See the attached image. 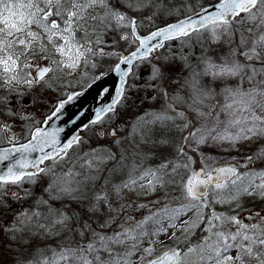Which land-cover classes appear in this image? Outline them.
Returning <instances> with one entry per match:
<instances>
[{
    "label": "snow or ice",
    "instance_id": "obj_1",
    "mask_svg": "<svg viewBox=\"0 0 264 264\" xmlns=\"http://www.w3.org/2000/svg\"><path fill=\"white\" fill-rule=\"evenodd\" d=\"M172 12L167 0H0V243L13 264H264V211H237L244 197L264 200V168L255 167L264 162V0H218L197 18L139 34L145 21ZM116 37L138 46L117 53ZM194 40L201 47L193 53ZM161 49L170 54L156 55ZM110 56L116 63L88 87L108 76L116 86L100 87L89 121L63 139L64 127L49 131L89 111L67 110L84 92L65 96L64 81ZM144 64L145 83L128 84L144 79ZM132 87L153 92L145 98L158 107L123 136L117 123L110 144L83 150L79 131L111 122ZM36 89L64 97L42 122L22 113ZM17 118L32 121L26 143L11 123ZM149 144L168 152L146 167ZM205 148L243 161L213 166ZM192 153L202 158L198 170ZM43 178V194L28 187ZM141 210L147 215H135Z\"/></svg>",
    "mask_w": 264,
    "mask_h": 264
},
{
    "label": "rangeland",
    "instance_id": "obj_2",
    "mask_svg": "<svg viewBox=\"0 0 264 264\" xmlns=\"http://www.w3.org/2000/svg\"><path fill=\"white\" fill-rule=\"evenodd\" d=\"M205 0H167L168 4L170 7L173 8V12L171 15H163V16H157L154 18V25L155 27L163 26L166 23H169L179 17H182L184 15H187L197 8V2H204ZM149 28V22L145 21L144 22V27L140 28L142 32L147 31ZM105 39L111 40L112 37H106ZM116 39L119 41L115 51L117 53H123L124 51L131 50L135 48L136 43L128 44L125 41L119 40V37H116ZM204 47H208L210 41L207 39V37L201 42ZM177 47H179L177 43ZM196 47L197 51L200 49L201 44H197L195 40L193 41V45L191 46V51L194 53V49ZM106 51H111V47H108L105 49ZM185 50H188V47L186 46ZM169 55L170 53L167 51V49H161L160 52H158L156 55ZM116 62V57L115 56H110V57H104V58H98L96 63V67L93 68L90 65L88 67L83 68L82 72H79L77 74H74L72 76H69L66 81H64L65 84L70 83V86L66 87L64 89V95L66 96L68 93L73 91L74 89H79L82 88L87 82H90L92 77L96 76L99 72L102 70L110 67L111 65ZM150 68L147 64H144L141 66L140 69H138V72H140L143 76L144 79L140 80L137 79L138 81H142L144 84L147 75L145 74L146 72L149 73ZM146 75V76H145ZM35 95H33V92H29L24 98L23 101H34L31 103H24L22 107V113H30L36 120L39 121L38 119L40 116H42L43 112H47L48 110L52 109V106L57 102L58 98H64L62 96L58 95V92L52 91V90H45V89H36ZM4 94V93H0ZM135 94H140V96L135 97L124 110L122 115H118V118L122 120V128L123 131H120L119 134L121 136L125 135L130 131V125L134 124L136 122V118L140 116L142 113H145L146 111H149L153 108L158 107L160 101L159 99L156 101H151L146 99L145 97L154 95L153 92L151 91H146L144 88L140 89V92L137 91ZM119 110V108H118ZM116 117L113 119L115 120ZM106 137L104 139L99 138L100 136L98 133L96 134L95 131H90L88 130L87 132H84L83 138L88 141L87 144L83 145V150H89L91 147H95L98 144H110L111 143V138ZM144 151L148 152L151 154V157L145 162V166H155L160 162V153H167L168 149L161 148L159 146H155L152 144H149L144 147ZM205 155L208 157H211V160L209 163H212L215 161V164L213 166H218L221 163L229 162V161H234L235 163H241L243 161V156L240 153H237L235 151L233 152H225L223 148H205ZM193 158L195 160V164L193 165L194 169H197L199 167H202L201 164V156L192 153ZM256 168H264V162H257L255 164ZM241 171H244V169L241 168ZM43 187H39V193L37 194H43ZM33 191V190H32ZM156 197H149L146 199H142L139 202L140 203H148L149 200L155 199ZM9 203H13L12 201H9ZM242 207L238 209L241 213V215L246 214L247 211L249 210H256L259 209L261 211H264V200L258 199V198H251V197H244L241 201ZM24 207H27V205H24ZM159 207V205H157ZM213 209L217 213H225L228 215H236V211H233L232 208L233 206L231 205H221V204H214L212 205ZM17 209L19 210V206H17ZM14 213H9L4 216V219L6 220H11L12 216ZM138 217L141 215H147L146 210H141L140 213H136ZM198 230V229H197ZM196 236V235H194ZM192 236V238L194 237ZM199 237V236H198ZM198 239V238H197ZM54 243V242H52ZM168 243H171V241H168ZM2 247V243H0V248Z\"/></svg>",
    "mask_w": 264,
    "mask_h": 264
},
{
    "label": "water",
    "instance_id": "obj_3",
    "mask_svg": "<svg viewBox=\"0 0 264 264\" xmlns=\"http://www.w3.org/2000/svg\"><path fill=\"white\" fill-rule=\"evenodd\" d=\"M212 5H214V4H212ZM209 6H210V5H209ZM209 6H206V7H209ZM206 7H204V8H206ZM200 10H201V9H200ZM200 10L197 11V12H195V13H193V14H191V15H189V16H192L193 18H197V17H196V14H197L198 12H200ZM187 17H188V16L183 17V18H181V19H185V18H187ZM175 22H176V21H174V22H172V23H175ZM161 27H163V26H161ZM154 30H155V29H154ZM139 34H140V33H139ZM140 35H141V36H144V35H142V34H140ZM146 35H147V34H146ZM133 50H134V49H133ZM131 51H132V50H131ZM122 54H127V52H124V53H122ZM109 69H110V68H108V69H106V70H104V71H102V72H108ZM100 73H101V72H100ZM100 73H98L97 75H99ZM88 85H89V84H88ZM88 85H87L86 87H84L83 89H79V90H75V91L71 92V93H74V92H84V95H83L82 97L79 98V100H78L77 103L66 106V107H67V110H68L70 113H76L77 111L80 110L81 107L88 108L89 111L85 114V116H84L80 121H78L77 125H72V126H66V125H63L62 121H56L55 123L52 124L51 128L48 129L49 131H51L52 129L57 128V127H64L65 130L59 134L60 137H61L62 139L65 138V137L71 136L73 133L77 132L78 129H79V125L87 123V122L89 121V119L92 117L93 113H92L91 109H92L93 107H98V106H100V105H98V104L96 103V100H95V97L97 96V93H98L100 87H109L110 89H114L115 86H116V78H115V77H112V76H108V77H105L104 80H102V81H100V82H97L96 84H93L91 88H89ZM111 95H114V93H110V96H111ZM110 96H106V97L104 98V99H105V102H108V101H109ZM117 123L120 124V121L117 120L116 124H117ZM120 125H121V124H120ZM112 128H114V127H112ZM112 128H111V129H112ZM111 129H110V130H111ZM81 132H82V131H79V135H81ZM17 134L21 136L22 133H21V131H17ZM26 142H27V141H26ZM26 142H24V143H26ZM6 146H8V145H6ZM33 155H34V156H35V155H38V153H34ZM231 163L236 164L235 162H231ZM225 164H226V163H223V164H221V165H219V166H222V165H225ZM2 167H3V166L0 165V168H2ZM197 170H198V169H197Z\"/></svg>",
    "mask_w": 264,
    "mask_h": 264
},
{
    "label": "flooded vegetation",
    "instance_id": "obj_4",
    "mask_svg": "<svg viewBox=\"0 0 264 264\" xmlns=\"http://www.w3.org/2000/svg\"><path fill=\"white\" fill-rule=\"evenodd\" d=\"M217 2H218V0H205L204 2H197L196 3L197 4L196 10H194L191 13H194V12L200 10L201 8L205 7V6H208V5H211V4H215ZM191 13H189V14H191ZM179 18H181V17H179ZM152 26H153V24H149V28L145 32H142V30H140V29H139V31L142 34H147L148 31L150 30V28H151V30H153L155 28V25H154V28ZM195 50H196V48H195ZM140 80H142V79H140ZM140 80L138 81L137 79H135L133 77H130V80H129V83L128 84H130V85H142L143 83ZM139 88L143 89V87H139ZM139 88L132 87L130 90L127 91V95L129 97V99L127 101V105L131 104L132 100L135 97L140 96V94H135L137 91H139ZM45 113L46 112H43L42 116H40V118L38 119L39 121L34 120L35 118L30 113H28V114H30V116L33 118L34 121H36V122H42L44 120L43 118H45V116L47 115V114L45 115ZM112 122L113 121L107 122L104 125H94V126H90V128L89 129H86L85 131L87 132L88 130H90V131L93 130V131L96 132V134L98 133L99 136H100V133H104L103 138L101 136L99 137L101 139H104L106 137V135H105L106 134V131L109 130V128H111V126H113V123ZM11 123H12L13 128L15 129L16 132L17 131H21V133H22L21 134L20 143L25 142L27 140L26 137H27V134H28V128L31 126L32 121H21L19 118H17L16 120L11 121ZM5 145H7V144L5 143ZM5 145H3V146H5ZM46 163H49V162H46ZM46 179L47 178H43L41 181L38 182L37 185H35V186L28 185V187L31 190H33V192L39 193V190L38 189H39L40 186H44V180H46Z\"/></svg>",
    "mask_w": 264,
    "mask_h": 264
},
{
    "label": "trees",
    "instance_id": "obj_5",
    "mask_svg": "<svg viewBox=\"0 0 264 264\" xmlns=\"http://www.w3.org/2000/svg\"><path fill=\"white\" fill-rule=\"evenodd\" d=\"M126 107H119V110H118L119 113H120L119 115H122L123 114V110ZM116 117H118V116H116ZM198 236H200V230L199 229L196 230V236H194L193 238H191V241L190 242H196ZM14 260H15V256L13 254H10V253L4 251L3 250V244H2V247L0 248V264H13V261Z\"/></svg>",
    "mask_w": 264,
    "mask_h": 264
},
{
    "label": "bare ground",
    "instance_id": "obj_6",
    "mask_svg": "<svg viewBox=\"0 0 264 264\" xmlns=\"http://www.w3.org/2000/svg\"><path fill=\"white\" fill-rule=\"evenodd\" d=\"M215 4H216V3H215ZM211 5H212V4H211ZM208 6H209V5H208ZM205 7H206V6H205ZM203 8H204V7H203ZM201 9H202V8H201ZM183 17H186V15H184ZM183 17H182V18H183ZM175 21H177V20H175ZM170 23H172V22H170ZM197 48H199V47H196V50L194 49L193 51L196 52V51H197ZM140 89H141V88H140ZM140 89H139V92H140Z\"/></svg>",
    "mask_w": 264,
    "mask_h": 264
}]
</instances>
